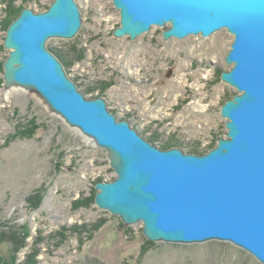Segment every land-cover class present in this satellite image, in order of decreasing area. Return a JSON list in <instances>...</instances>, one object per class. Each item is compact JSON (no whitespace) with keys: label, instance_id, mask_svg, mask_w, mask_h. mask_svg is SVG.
<instances>
[{"label":"rangeland","instance_id":"obj_1","mask_svg":"<svg viewBox=\"0 0 264 264\" xmlns=\"http://www.w3.org/2000/svg\"><path fill=\"white\" fill-rule=\"evenodd\" d=\"M76 1L82 29L73 39L49 40L47 47L65 58L81 92L96 89L87 98L104 97L119 120H128L159 147L177 143L188 152L207 153L218 137H226L221 109L238 91L221 75L232 68L226 56L233 35L223 29L208 38L165 40L168 25L154 26L136 40L116 38L121 16L113 0ZM53 2L0 0V225L29 232L16 264H262L229 242L149 241L142 223L126 226L96 205V184L117 177L107 151L66 124L36 93L5 88L9 4L18 11L16 19L25 8L44 12ZM77 50L84 53L82 61ZM31 120L38 129L20 136L19 126ZM34 196L38 208L30 204ZM12 256L11 244L0 243V264Z\"/></svg>","mask_w":264,"mask_h":264},{"label":"water","instance_id":"obj_2","mask_svg":"<svg viewBox=\"0 0 264 264\" xmlns=\"http://www.w3.org/2000/svg\"><path fill=\"white\" fill-rule=\"evenodd\" d=\"M116 38L136 40L154 26L165 40L208 38L226 29L234 41L221 75L238 94L221 109L226 137L207 153L161 148L119 120L104 97L89 99L68 76L49 40L73 39L83 26L76 0L44 12L25 8L4 41L7 91L36 93L66 124L107 151L117 174L98 182L96 205L126 225L143 224L152 242H229L264 264V0H113Z\"/></svg>","mask_w":264,"mask_h":264},{"label":"trees","instance_id":"obj_3","mask_svg":"<svg viewBox=\"0 0 264 264\" xmlns=\"http://www.w3.org/2000/svg\"><path fill=\"white\" fill-rule=\"evenodd\" d=\"M10 6V7H9ZM8 8V15L10 16L9 21L6 22L7 25H11V23L14 21L15 17L18 15V11L17 9L14 8V6L12 7V5L9 4ZM48 9V8H47ZM17 14V15H16ZM8 26V27H9ZM61 61L64 60L65 58L58 52L51 50ZM76 59L77 61H82L84 59V53L80 50H77V55H76ZM75 82V81H74ZM76 83V82H75ZM96 89H87L86 91H84L85 96H87L88 94H91V92H95ZM38 129L35 126V121L31 120L28 121V123L21 124L19 126V132H20V136L22 137H31L33 136V134L35 133V130ZM147 140H149L150 142H152L153 144L156 145V140L152 139V138H147ZM170 146H172V144H167L165 147H161L164 149H168L170 148ZM190 153H195V154H202L203 152L200 151L199 149H194L189 151ZM40 199L38 198V196H34L32 198V201L30 200V204L32 206H34V208H38L35 204L39 203L40 204ZM34 204V205H33ZM76 207H80L82 206V203H75ZM99 227L96 226L95 228H93V230L98 229ZM68 229V228H67ZM67 229H65L64 231H67ZM74 232L78 231L79 229H81L80 227H72L71 228ZM85 232V231H84ZM29 236V232L26 231L25 228H16V227H8V225H0V243H9L12 246V259L10 261L8 260H3V262H5L6 264H16L17 263V259H18V254L27 246V238Z\"/></svg>","mask_w":264,"mask_h":264},{"label":"flooded vegetation","instance_id":"obj_4","mask_svg":"<svg viewBox=\"0 0 264 264\" xmlns=\"http://www.w3.org/2000/svg\"><path fill=\"white\" fill-rule=\"evenodd\" d=\"M123 120H125V121L128 122V120H126V119H123ZM129 124H130V123H129ZM130 125H131V124H130ZM141 135L143 136L142 133H141ZM146 139H147V138H146ZM169 144H172V146H170V148H175V147H177V148L182 149V150L185 151V152H188V151L184 150L183 147H182L181 145L177 144V143H169ZM194 149H197V148H192V149H190V150H194Z\"/></svg>","mask_w":264,"mask_h":264},{"label":"bare ground","instance_id":"obj_5","mask_svg":"<svg viewBox=\"0 0 264 264\" xmlns=\"http://www.w3.org/2000/svg\"><path fill=\"white\" fill-rule=\"evenodd\" d=\"M91 140V139H90ZM92 141V140H91Z\"/></svg>","mask_w":264,"mask_h":264}]
</instances>
